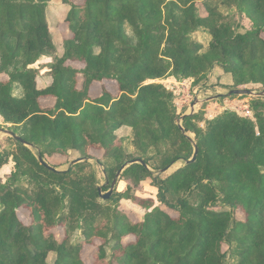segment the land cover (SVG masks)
I'll list each match as a JSON object with an SVG mask.
<instances>
[{
    "label": "trees",
    "instance_id": "trees-1",
    "mask_svg": "<svg viewBox=\"0 0 264 264\" xmlns=\"http://www.w3.org/2000/svg\"><path fill=\"white\" fill-rule=\"evenodd\" d=\"M51 2L0 0V117L31 145L14 140V151L0 152V172L15 164L0 182V264H50L51 254L52 264H87V246L96 249L94 264H264V97L252 98V118L229 110L182 118L174 93L157 83L203 87L219 69L232 78L224 89L264 93V0H61L71 34L62 57L47 18ZM239 16L250 30L239 31ZM45 57L52 82L39 89L34 66ZM105 82L117 84L116 96ZM123 128L131 129L132 151L117 134ZM92 151L103 153L102 192L125 164L145 166L127 168L117 182L125 190L104 201L88 162L61 172L39 162L73 154L89 161ZM148 180L157 202L136 196ZM123 200L148 212L135 222Z\"/></svg>",
    "mask_w": 264,
    "mask_h": 264
},
{
    "label": "rangeland",
    "instance_id": "rangeland-1",
    "mask_svg": "<svg viewBox=\"0 0 264 264\" xmlns=\"http://www.w3.org/2000/svg\"><path fill=\"white\" fill-rule=\"evenodd\" d=\"M77 4H82L84 0H73ZM198 6L201 8L202 15L206 16V11L204 8H202L201 4H198ZM69 6L64 5L61 0H52V2L49 4L47 9V18L49 22V27L51 34L53 36L54 43L57 48V57H62L64 54V48L63 44L64 41L71 37V34L68 30V25L66 24L65 20L67 18V15L69 13ZM238 22L240 25H242V28L239 30L240 32H245L251 29V22L245 17V16H239ZM197 39L203 43H206L205 36L203 34H198ZM52 58H44L42 61L38 62L34 68L38 69L40 71V75L37 78H47L48 75H46L47 72L50 71L51 65H52ZM81 66V65H80ZM217 70V69H216ZM222 72V71H220ZM224 75V74H223ZM1 78H6V76H1ZM227 78H229V81L232 82V78L230 75L224 76L222 79L220 75L216 72L212 73V77L208 80V83H206L204 88L202 86L194 87L192 85L191 80H186L182 82L175 81L174 79H167L164 81H160L157 83H162L168 90L174 93L175 96V104L178 109V113L182 114L183 116L185 114H190L192 110V105H194L195 112L203 111L205 112L206 119L212 120L216 118L217 116L221 115L224 111L229 110L238 113L242 117H253L252 112L250 111L249 104L252 100V98H255L254 96H247V97H235V98H228V97H219L220 94H227L230 92V90L225 89L226 91L221 90L222 85L220 82L223 80L225 84L228 83ZM52 79V78H51ZM48 78V80H51ZM82 78L79 79V84H81ZM192 82V83H191ZM108 91H110L114 96L118 94L117 84L115 82H105L103 83ZM47 86V83H38L39 89L45 88ZM212 88V89H211ZM218 88V89H217ZM250 90H256V86H248ZM256 88V89H255ZM208 89V90H207ZM102 92V84L97 85L96 84V90L93 91L94 96H98ZM253 92V91H252ZM253 93H258L257 91H254ZM92 95V94H91ZM93 97V95H92ZM205 104V106H203ZM54 105V101H50L46 103L45 107H50ZM228 108V109H226ZM203 126V124L201 125ZM8 131H12V127L10 125H6L3 121V119L0 117V152H9L14 151L15 149V143L14 139L11 138L8 135ZM119 137L125 138L126 140V147L132 151L133 148L131 146V129L130 128H123L118 133ZM194 138L193 136H191ZM91 154L94 158L87 161L90 166H92L93 170L96 171L98 179L101 181V187L105 185V176L103 172V167L99 166L96 163L97 159H101L103 157L102 152L98 151H92ZM79 159L78 155L73 154L71 155L70 160H60L58 158L51 159L49 157H46L45 160L47 163L53 166H57L58 170L64 171L70 168L71 162L74 160ZM14 163L12 160H10L9 164L2 169L0 172V182H6L11 173L14 171ZM181 164H177L173 166L168 173H165L162 175V178H166L176 171L180 169ZM182 168V167H181ZM90 171V169H88ZM126 183L118 184L115 188L118 192H123L126 188ZM108 191H104L103 193L106 194ZM136 196L141 199H153L155 202H157V194L158 191L156 188L152 187V182L148 180L147 182H144L141 184V186L138 187L137 191L135 192ZM121 210L129 215L131 219H133L135 222H138L142 220V217L148 212L147 210L141 208L138 203H133L129 200H123L121 202ZM158 205V203H157ZM19 216L22 220V222L25 225H30L31 223V217L30 213L27 210H20ZM237 218L240 220H244L245 215L241 212H238L236 214ZM55 236L58 241L62 242L63 240V232L61 229L55 230ZM78 238L81 237L80 234L77 235ZM94 246H87L82 251L83 259L87 264H94V252H95ZM112 252L109 248V257H111ZM55 259V255L51 254L48 261L50 264L53 263Z\"/></svg>",
    "mask_w": 264,
    "mask_h": 264
},
{
    "label": "water",
    "instance_id": "water-1",
    "mask_svg": "<svg viewBox=\"0 0 264 264\" xmlns=\"http://www.w3.org/2000/svg\"><path fill=\"white\" fill-rule=\"evenodd\" d=\"M233 95H234V96H254V97H264V93L256 94V93H253L252 91L247 90V89H244V90H232V91H230V92L227 94V96H233ZM221 96H223V95H220L219 97H221ZM191 107H192L191 113H190V114H185L182 118H184V117H186V116H190V115L195 114L194 105H192ZM7 133H8V135H9L11 138H13L14 140H16V141H21L22 144H24L25 146H27V147H31V145H29V144H27L25 141H23V140H22L18 135H16L14 132H12V131H8ZM187 136H189L190 138H192L191 135H187ZM192 136H193V135H192ZM193 137H194V136H193ZM197 155H198V150H197V148H195L194 156H193V158H192L189 162H187V164L194 162V161L196 160V158H197ZM87 161H88L87 158H79V159L74 160L73 162H71L70 166L73 167V166H76V165H78V164H81V163H84V162H87ZM39 162L41 163L42 166H45L46 168H48V169H50V170H52V171H54V172H61V170L55 169V168H53L51 165H49V164H48V163H47L42 157H39ZM134 164H142V165L145 166V163H144L143 160H133V161H131V162L125 164V165L123 166V168L118 172V174H117V179L113 182V184H112V186H111V189H110L106 194H104V193L102 192V187H101V186L99 187V193H100V197H101L102 200H104V201L110 200V198L112 197V195H113V193H114V190H115V188H116V186H117L118 179L121 177V175L123 174V172H124L127 168H129L131 165H134ZM181 167H182V164H181L180 168H181ZM170 169H171V168L162 171V174L168 173V172L170 171ZM104 174H105V173H104Z\"/></svg>",
    "mask_w": 264,
    "mask_h": 264
},
{
    "label": "crops",
    "instance_id": "crops-1",
    "mask_svg": "<svg viewBox=\"0 0 264 264\" xmlns=\"http://www.w3.org/2000/svg\"><path fill=\"white\" fill-rule=\"evenodd\" d=\"M217 71V73L220 75V77H221V79L224 77V76H227V75H223V73L222 72H220L221 70H219V69H217V70H215L214 72H216ZM213 72V73H214ZM212 77V74L209 76V79ZM48 78H50L51 79V77H47V78H40V79H38L37 80V83H39V82H41V83H47V86L46 87H48L50 84H51V82H52V79L51 80H48ZM170 79H174V78H170ZM175 81H176V79H174ZM223 80H225V79H223ZM223 80L220 82V84L221 85H230V84H232V82H230L229 81V78H227V80H228V83L227 84H225L224 82H223ZM192 81V80H191ZM193 82V81H192ZM191 82V83H192ZM45 87V88H46ZM45 88H42V89H45ZM203 88V87H202ZM219 88H221V90H223V91H226L223 87H219ZM205 89V88H204ZM212 89V88H211ZM218 89V88H217ZM206 90V89H205ZM208 90V89H207ZM220 95H223V96H225V94L223 93V94H220ZM226 109H228V108H226Z\"/></svg>",
    "mask_w": 264,
    "mask_h": 264
}]
</instances>
